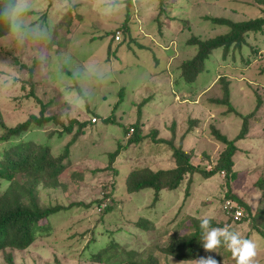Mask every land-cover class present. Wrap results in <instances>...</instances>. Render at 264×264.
<instances>
[{
	"label": "rangeland",
	"instance_id": "374dc122",
	"mask_svg": "<svg viewBox=\"0 0 264 264\" xmlns=\"http://www.w3.org/2000/svg\"><path fill=\"white\" fill-rule=\"evenodd\" d=\"M260 8L254 0H135L134 3L130 0H27V10L11 19L10 35L0 40V117L7 126L13 127L30 114H38L44 106L47 116L55 115L67 121L77 119L86 125L84 136L70 147L71 159L65 161L69 167L63 175L68 178L75 172L79 181L60 180V184L65 183L64 191L61 185L56 189H42L41 202L62 206L85 200L88 203L93 192L103 187L97 174L93 176L90 170L103 169L98 173L100 176L108 174L109 166L118 171L104 178V182L115 178L113 205L114 202L119 204L122 213L116 214L118 206L114 205L115 212L103 217L95 207L88 211L71 208L53 217L56 230L48 244L55 251L66 252V258L61 259L62 262L67 260L64 264H83L79 263L82 257L89 259L85 248L91 234L97 241L93 248L103 247V257L108 256L111 264L118 253L110 249L117 244H107L110 239L105 231L101 235L100 219L104 224H111L108 231H113V238L118 242L129 240L130 248L135 249L137 245L133 243L137 241L139 253L143 249L155 253L156 246L176 239L185 233L183 229L195 226L204 217L224 227L227 215L222 201L230 189L249 205L251 213L239 209L249 219L248 223L235 222L229 227L241 238L256 244L255 262L264 264V236L253 231L254 227L264 231V190L258 186L264 176L261 136L264 104L250 122L249 133L236 143L234 169L238 175L229 185L222 175L208 179L195 175L188 197L183 191L184 184L176 191H161L157 196L150 189L122 195L125 177L131 169L159 170L174 166L170 145L194 149L196 156L191 159L192 164L206 165L200 161L202 152L214 158L223 149L209 135L211 123L227 139L236 137L242 120L227 112L225 106L209 102L221 97L219 77L230 80L231 105L238 113L252 112L257 95L264 103V31L249 34L248 46L241 50L231 48L225 57L222 50L212 53L204 63V71L192 84L185 83L178 70L181 63L196 52V48L188 44L190 38L206 40L225 33V29H218L206 18L246 21L259 17ZM17 19L22 26L20 32L13 27ZM124 24L129 33L122 32L121 41L110 44V33ZM245 58L249 60L246 65ZM74 85L82 96L72 87ZM63 110L66 114L61 112ZM94 115L97 121L91 124ZM109 117L120 124H133L138 118L143 121L140 145L119 151L110 165L108 154L119 142L125 145V139L120 126L105 122ZM189 119H197L199 124L191 127L187 134L186 129L191 125ZM173 125L174 135L169 130ZM152 129L158 131L154 140L149 136ZM73 130L76 131V126ZM51 131H54L52 125H47L44 130L34 129L25 137L48 142L53 154H58L72 134L54 135L50 139ZM125 221L129 225L139 222V225L132 228L125 225ZM146 222L151 223L153 232L144 231ZM117 228H121V232H115ZM85 231L84 237L78 236ZM104 243L107 245L102 246ZM46 248L40 245L24 253H14L15 263L33 264L37 255L41 258L35 263L51 261V249ZM218 248L232 254L224 244ZM199 250L200 257L221 259L216 256L217 251H205L202 237ZM230 257L234 259L233 255ZM158 258L161 264H195V261L181 262L172 258L165 262L161 255ZM234 260L229 264H236ZM0 264H4L1 254Z\"/></svg>",
	"mask_w": 264,
	"mask_h": 264
},
{
	"label": "trees",
	"instance_id": "16d2710c",
	"mask_svg": "<svg viewBox=\"0 0 264 264\" xmlns=\"http://www.w3.org/2000/svg\"><path fill=\"white\" fill-rule=\"evenodd\" d=\"M254 1L261 6V15L254 19L233 21L224 18H206L216 25L218 29H225V33L218 34L211 39L206 40H201L196 37H192L188 40V44L195 47L196 52L191 59L182 62L178 68L185 83L192 84L194 82L196 77L204 71L205 61L215 51L222 50L223 57H225L231 48L241 50L243 46H248L246 37L249 36V34H256L264 31V0ZM14 3L15 0H0V13L3 12L6 6ZM128 17L129 15L126 16V19H128ZM10 29L11 20L0 15V40L5 39L10 35ZM125 31L126 25H119L117 29L110 33L111 41L109 43L120 42L122 32ZM126 32L129 33L128 30ZM118 35L119 40H116L115 38ZM253 52L256 53L254 50ZM248 62V58H245L244 64L246 65ZM22 68L24 67H21V69ZM30 79L31 78H28L27 80ZM219 79L222 89L221 97L210 99L209 102L216 106H225L227 112L234 113L242 120L241 128L236 137L233 140L227 139L213 125V123H211L209 125V135L223 146V149L217 156L211 158L206 152H202L200 161L205 162L206 165H193L191 159L196 156L194 149L184 150L182 147L174 148L170 145V148L173 150L171 161L174 166L169 169L159 170H152L149 168L131 169L125 177V193L122 194L123 196L147 189L152 190L157 196L161 191H176L184 184L185 188L183 191L185 197H188L195 175H199L204 179L216 175H222V178L227 185L237 178L238 173L234 169V156L238 152L236 143L239 140L244 139L249 133L250 122L254 120L255 114L264 103L261 97L257 95L252 112L246 115L238 113L231 105L230 80L225 76L219 77ZM72 87L80 96H82L80 89L76 85ZM120 91L122 93V88ZM43 110L44 106H42L38 114H30L23 122L18 123L13 127L7 126L3 121V118L0 117V254L4 264H16L14 253H24L29 251L30 248L37 249L38 246L42 245L50 250L51 247L48 244V241L52 238L54 231L56 230L52 219L63 211H68L71 208H83L88 211L95 207L99 208L100 217H103L110 212H115L114 205L118 206L116 214L122 213L123 211L122 207H119V204L116 202H114L113 205V194L116 192L115 183L113 181L115 178L111 177L108 182H104V178L116 175L118 172L117 170H111L110 166L107 168L108 174L103 176L98 174L102 173L103 169L90 170V173H92L93 176L97 174V178H100L99 182L103 183V187H100L93 192L92 196L89 197L90 201L88 203H86L85 200L71 202L67 206H62L57 203L51 204L41 202L40 192L42 189H56L61 185L60 189L64 191L66 187L65 183L63 182V184H60V180L76 182L79 179V176H75V172H71L68 178L63 175L69 167V163L67 166L66 163L71 159L70 147L74 145L75 140L81 139L84 136V128L86 126L84 122H80L77 119L67 121L66 119H62L55 115L47 116L44 114ZM61 112L66 114L65 110ZM93 118L96 119L95 115L91 119ZM188 121L191 125L189 129H186L187 134L190 132L191 127L199 124L197 119H189ZM64 122H66L67 125H65ZM105 122L120 126L123 131V139H125V145H121V142H119L116 149L108 154L110 165L119 155V151L121 152L128 147L140 145L143 140L140 135L143 121L141 118H138L133 124H120L112 121V117H109L105 119ZM90 123L95 124L96 121L91 122L90 120ZM47 125H52V128L54 129V131H51L48 135L50 139L54 135L57 137H63L65 134H72L71 140L58 154H53L51 145L48 144V142L40 143L34 140H27L25 137L28 132H31L34 129L41 131L44 130ZM74 126H76V131L73 130ZM174 126L175 125L171 126L169 129L172 135H174L175 132ZM157 133L158 131L156 129H152L149 136L153 137L152 139L154 140ZM261 136L264 140V133ZM182 141L183 140H181V142ZM82 177L84 180L85 177ZM258 186L264 190V176L258 183ZM222 202L224 204L223 211L227 215V226L235 222L242 223L246 221L248 223L249 219L245 218L244 215L240 220L234 219L233 214L237 209H242L249 213H251V210L249 205L245 203L243 199L232 193L231 189L225 192ZM98 224L101 226L100 228L103 229L101 235H103L105 231L110 239L107 244H117L113 250L110 249L112 253H118L116 257L111 259V264H161L158 255L163 256L165 262H168L169 258L181 262H193L200 257L199 249H201V237L203 231L200 227V223H197L195 226L190 225L186 227V229H183L185 233L181 234L176 239L170 240L164 246H156L155 253H151L143 248H141V250H143L139 253L137 249H140V246H138L137 241L133 243L137 245L136 248H130V245L132 244L129 240L128 242L120 243L113 238V231H108V227L111 224H104L102 219H100ZM124 224L135 228L136 226L138 227L139 222L131 223V225H129V222L125 221ZM113 225L114 223L112 222V227H115ZM150 226L151 223L146 222L143 228L144 231L146 232L150 230L153 232L152 226L151 228ZM211 226L223 227L220 224L214 223H211ZM120 230L122 229L117 228L115 232H121ZM253 231L264 236V231L257 227H254ZM86 232L87 231L77 235L84 237ZM250 234L251 230L248 232L247 237H249ZM100 241L101 240H98V242ZM96 242L94 235L91 234L89 243L85 248V251H88L89 259L82 257V260L80 259L79 263L110 264V258L108 256L103 257L104 251H101L103 247L98 249L93 248V244ZM107 244L104 243L102 246ZM219 249L223 248H216L215 252H217L215 254L216 256H221V259L219 260L216 258V261L220 263L224 262L226 264H229L230 261L233 262L235 258L233 259L230 257L232 254L221 252ZM51 255L53 257L51 261L46 260L40 263H35L37 259L40 260L41 258L37 255V257L33 259V264H64V262L67 261L65 260L62 262L61 260L62 258H66L67 255L64 250L55 251L52 247L50 256ZM234 261L237 264L236 260Z\"/></svg>",
	"mask_w": 264,
	"mask_h": 264
},
{
	"label": "clouds",
	"instance_id": "9594fccd",
	"mask_svg": "<svg viewBox=\"0 0 264 264\" xmlns=\"http://www.w3.org/2000/svg\"><path fill=\"white\" fill-rule=\"evenodd\" d=\"M26 10L27 0H15V3L6 6L0 15L11 20L14 17L18 18ZM13 27L16 28L17 32L22 30L18 19L13 22ZM33 34H36L35 30H33ZM93 120L91 122L97 121L95 118ZM200 227L203 230L202 242L205 251L215 252L216 248L224 244L231 251L237 264H256L254 258L257 256V246L252 240L241 238L237 232L231 230L227 225L212 227L209 217L200 220ZM195 264H218V261L211 256H205L195 260Z\"/></svg>",
	"mask_w": 264,
	"mask_h": 264
},
{
	"label": "built area",
	"instance_id": "2783aa9c",
	"mask_svg": "<svg viewBox=\"0 0 264 264\" xmlns=\"http://www.w3.org/2000/svg\"><path fill=\"white\" fill-rule=\"evenodd\" d=\"M131 1V3H134L135 2V0H130ZM116 40H119V35L118 36H116V38H115ZM94 121V120H93ZM243 216V212L241 211V210H239V209H237L235 212H234V214H233V217H234V219L235 220H240V218Z\"/></svg>",
	"mask_w": 264,
	"mask_h": 264
}]
</instances>
